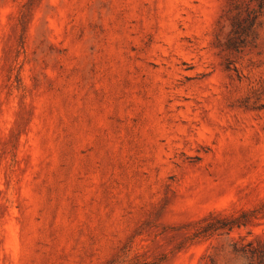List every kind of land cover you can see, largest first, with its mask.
I'll return each mask as SVG.
<instances>
[{
    "label": "rangeland",
    "instance_id": "374dc122",
    "mask_svg": "<svg viewBox=\"0 0 264 264\" xmlns=\"http://www.w3.org/2000/svg\"><path fill=\"white\" fill-rule=\"evenodd\" d=\"M0 264H264V2L0 0Z\"/></svg>",
    "mask_w": 264,
    "mask_h": 264
},
{
    "label": "trees",
    "instance_id": "16d2710c",
    "mask_svg": "<svg viewBox=\"0 0 264 264\" xmlns=\"http://www.w3.org/2000/svg\"><path fill=\"white\" fill-rule=\"evenodd\" d=\"M263 2H264V0H258V7H259V8H261V7L263 6ZM223 222H224V221H223ZM223 222L221 221L222 225H223V226H226L225 223H223Z\"/></svg>",
    "mask_w": 264,
    "mask_h": 264
}]
</instances>
